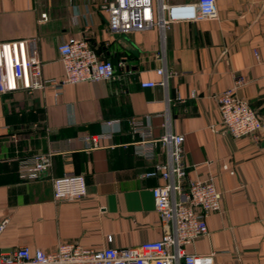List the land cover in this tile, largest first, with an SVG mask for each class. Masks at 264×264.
I'll use <instances>...</instances> for the list:
<instances>
[{
    "label": "crops",
    "instance_id": "obj_1",
    "mask_svg": "<svg viewBox=\"0 0 264 264\" xmlns=\"http://www.w3.org/2000/svg\"><path fill=\"white\" fill-rule=\"evenodd\" d=\"M111 1L0 0V43L26 41V56L41 63L44 79L63 77L57 47L71 37L86 39L115 70L111 81L66 85L57 98L50 87L0 94V224L7 221L0 253L50 252L62 243L98 251L159 240L151 190L161 181L143 175L165 156L160 148L154 162L133 154L140 140L133 121L149 124L154 139L166 133L165 124L183 135L188 179L215 177L221 211L207 217V235L185 252L213 253L214 264H264V132L231 137L217 103L242 77L246 84L235 94L264 121V0H216L217 20L121 35L108 30ZM164 77V87H140ZM111 131L94 149L80 139ZM38 154L51 155L49 171L20 180L19 161ZM66 175L83 176L85 198L53 199V179Z\"/></svg>",
    "mask_w": 264,
    "mask_h": 264
},
{
    "label": "built area",
    "instance_id": "obj_2",
    "mask_svg": "<svg viewBox=\"0 0 264 264\" xmlns=\"http://www.w3.org/2000/svg\"><path fill=\"white\" fill-rule=\"evenodd\" d=\"M108 30L113 35L148 31L153 28L164 32L171 23L217 20L216 0H191L182 4L168 5L164 0H112L105 6ZM46 15L41 14L45 20ZM26 41L0 43V94L18 90L28 92L52 88L54 97L61 95L66 85L111 81L115 77L112 62L100 55L84 38H69L58 45L63 67L61 79H44L41 63L26 56ZM164 75V69L156 71ZM246 84L237 78L231 88L217 97L220 125L231 137L255 138L264 132V121L256 111L235 91ZM166 77L160 82L141 83L143 89L165 86ZM114 123L108 121L105 126ZM140 140L132 145L133 154L140 159L154 162L157 148L165 161L155 162L144 173L145 178L161 181L152 190L154 210L162 227L157 241L144 242L136 247L104 248L98 251L83 249L78 245L62 243L50 252L27 247L1 252L0 264H214V254H187L186 245L208 233L206 219L220 213L221 194L215 187V177L188 179L184 163L183 135L169 132L152 138L149 124L131 122ZM113 133L85 135L80 139L87 149L100 146ZM51 155H33L19 161L18 176L22 181H35L47 173ZM53 199L57 202H74L85 198L87 191L83 176L66 175L52 181ZM7 221L0 224V236ZM108 240L111 238L108 237Z\"/></svg>",
    "mask_w": 264,
    "mask_h": 264
}]
</instances>
